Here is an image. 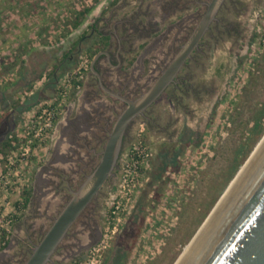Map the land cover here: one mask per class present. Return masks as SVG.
I'll return each mask as SVG.
<instances>
[{"label": "rangeland", "instance_id": "374dc122", "mask_svg": "<svg viewBox=\"0 0 264 264\" xmlns=\"http://www.w3.org/2000/svg\"><path fill=\"white\" fill-rule=\"evenodd\" d=\"M133 1L138 6L139 0H0V129L7 122L9 131L0 142V262L24 264L52 224L37 217L34 207H27V199L32 193L34 174L52 144L54 125L75 102L77 89L88 71L81 80L73 79L78 67L89 64L107 43L108 38L102 35L116 29L117 36L125 38L121 41V55L128 61L127 70H134L135 75L142 69L140 63L134 68L131 64L147 44L155 43L151 33L144 40L137 38L136 27L146 25V20L142 19L140 25L136 20L115 22L125 15V19L132 18L129 11L123 15L122 11ZM192 7L195 16L199 7L193 5L189 10ZM194 19L183 26L190 30ZM252 25L247 49L237 67L233 64L215 105L204 110L203 121H189L193 129L185 128L184 135L171 145L161 143L165 142L162 134H148L143 119L136 120L129 136L123 138L120 156L129 152L137 140L149 156L140 169L138 185L129 187L130 193L120 175L119 158L114 176L100 191L103 227L109 225L102 247H97L103 251L101 264H176L264 137V12ZM183 32L173 30L161 49L152 54L164 58L171 39H184ZM110 40L113 50L115 40ZM208 58L210 61L212 53ZM70 78L73 80L62 98L59 91ZM162 101L157 107L162 108ZM58 103L51 131L41 141L27 143V120L42 106ZM119 114L117 107L103 131L96 157L92 150L87 152L94 159L93 165L74 179L72 191L98 163ZM166 114L160 122L163 126L169 120ZM181 123L179 129L188 124L184 118ZM58 202L47 213L53 218L66 203ZM117 204L116 214H110V208ZM40 223L46 226L34 238L33 230H26ZM27 238H32L33 245ZM69 238L63 239L51 257L53 264H70L88 254L87 250L65 253Z\"/></svg>", "mask_w": 264, "mask_h": 264}, {"label": "flooded vegetation", "instance_id": "af4514ba", "mask_svg": "<svg viewBox=\"0 0 264 264\" xmlns=\"http://www.w3.org/2000/svg\"><path fill=\"white\" fill-rule=\"evenodd\" d=\"M210 1H202L203 4L199 6L197 15L192 16L195 19L190 30L186 25L180 28V32L186 33L184 39L173 38L174 41L171 39V43L168 44L169 53L164 55V58H156L152 53L145 55V51L150 46L152 51L156 50L154 42L151 45L147 44L131 64L133 68L139 66V63L142 67L135 75L134 70L132 72L127 70L128 61L123 54L121 55L124 53V44L121 41L125 38L118 37L116 29L104 34L110 38L105 47L97 51L89 61L88 71L75 94L76 100L68 105L65 114L56 121L52 132V144L34 174V184L32 193L27 199V207L33 206L34 213L38 214L37 217L42 216L46 223L53 222L55 218L47 214L48 211H52L51 205L53 208V204H58V201L67 203L70 199L68 193H71V197L72 189L76 186L74 179L80 174L83 176L93 165L94 159L87 152L92 150L96 157L98 153L96 150L103 140V131H106L107 125L112 121L113 113L117 107L120 112L126 107L125 102L109 92L132 101L151 88L179 52L178 49L187 41L206 12L205 3ZM262 12H264V0H223L190 56L166 85L164 91L143 114L137 116L128 125L123 138L129 136L136 120L143 119L148 134H162L165 142L161 143L171 145L184 135L185 128L193 129L190 124L193 120L203 121L204 110L215 105L220 95V88L225 87L228 81L227 75L234 69L233 64L236 63L237 67L238 59L247 49L252 35V23L258 20ZM138 27H136L137 38L141 40L146 39L153 31L149 24ZM111 38L115 40L113 50H111L113 47ZM127 46L129 47V44ZM132 49L130 47V50ZM211 53L210 62L208 57ZM224 55L226 58L223 57ZM161 99L163 105L159 108L157 103ZM166 112L169 120L163 126L160 122ZM183 118L190 123L185 124L186 126L181 125L183 127L179 129ZM7 124L6 122L4 129H0L1 141L4 140ZM103 204L99 192L83 209L64 237V239L70 237L65 253L77 250L88 251L97 243L103 229ZM46 223H40L37 228L31 224L26 231L33 230L32 237L35 238L37 233L43 231ZM121 232L125 233L124 228ZM27 240L33 245L32 238ZM0 264H7V261L4 263L1 261ZM47 264L53 263L50 261Z\"/></svg>", "mask_w": 264, "mask_h": 264}, {"label": "water", "instance_id": "95a60500", "mask_svg": "<svg viewBox=\"0 0 264 264\" xmlns=\"http://www.w3.org/2000/svg\"><path fill=\"white\" fill-rule=\"evenodd\" d=\"M223 0H211L187 41L157 81L135 100L109 94L126 103L116 117L97 165L53 220L24 264H47L83 209L114 176L128 125L164 91L190 56ZM7 130L4 136L7 135ZM264 136V135H263ZM263 138V137H262ZM261 138V139H262ZM1 142V139H0ZM192 264H264V163Z\"/></svg>", "mask_w": 264, "mask_h": 264}, {"label": "built area", "instance_id": "2783aa9c", "mask_svg": "<svg viewBox=\"0 0 264 264\" xmlns=\"http://www.w3.org/2000/svg\"><path fill=\"white\" fill-rule=\"evenodd\" d=\"M264 41V40H263ZM86 63V62H83ZM88 64L82 66V64L77 69V76H74L73 79H77L78 81L82 79L83 73L87 71ZM72 78L65 81V85L59 91V95L64 98L65 97V89L67 85L73 80ZM78 88V86H77ZM58 105L47 104L41 107V110L35 112L33 116H31L27 123L25 124V135L26 137H30V140H27V143H33L35 140L37 142L42 140V137L45 136L46 133L50 132L52 129V125L54 120L57 118L58 115ZM149 154L147 153V149L143 147L142 142L137 140L135 143L132 144L130 147L129 152L122 154L119 157L120 161V175L123 178V184L128 188V193L131 192L129 187L135 188L136 184L138 185L139 182V173L143 163L148 160ZM124 186V185H123ZM122 186V187H123ZM124 186V187H125ZM128 200V199H127ZM118 205V206H117ZM116 206H112L110 209V214L115 215L116 210L119 209V204ZM112 208L114 210H112ZM105 224V223H104ZM110 224V223H108ZM109 230V225L107 228L102 229V234L98 239L97 243L94 244L87 252L88 254L80 259V260H73L70 264H101L102 254L103 251L97 247H102L104 240L102 237L106 236V232ZM104 231V232H103ZM112 234L114 231H111ZM104 248V246H103ZM101 251V252H99ZM103 262V261H102Z\"/></svg>", "mask_w": 264, "mask_h": 264}, {"label": "bare ground", "instance_id": "6f19581e", "mask_svg": "<svg viewBox=\"0 0 264 264\" xmlns=\"http://www.w3.org/2000/svg\"><path fill=\"white\" fill-rule=\"evenodd\" d=\"M210 2L206 4L208 6ZM207 10V9H206ZM206 13V12H205ZM204 13V14H205ZM181 49V48H180ZM120 156V154H119ZM118 156V158H119ZM118 161V160H117ZM264 163V137L215 205L176 264H192ZM97 165V164H96Z\"/></svg>", "mask_w": 264, "mask_h": 264}, {"label": "crops", "instance_id": "0c3cea01", "mask_svg": "<svg viewBox=\"0 0 264 264\" xmlns=\"http://www.w3.org/2000/svg\"><path fill=\"white\" fill-rule=\"evenodd\" d=\"M133 2L132 4L130 3L129 7H126V9L122 11V15L129 11L128 13H130L132 18L130 20L125 19L127 16L125 15L122 18L125 20L120 18L119 20H115V22H125L128 20L131 23V21L133 22L136 20L138 23H142V19H145L147 24L153 29L151 34L154 35L155 38L152 37L151 40L155 41V51L161 49L160 46L166 43V38H169L168 36H170L173 30L179 31L181 28L180 26H183L184 22L188 23L193 19L192 16L195 14V12H192L193 7L190 10L188 7L193 5L199 7L203 4L202 0H139L138 6H136L135 1ZM207 3L208 2L205 3L204 7ZM132 5L136 8L132 7ZM188 13L189 15L187 16ZM159 31H163V35L160 34ZM102 36L105 39L110 38L108 35ZM174 38H176V36H174ZM152 52V49L148 48L145 51V55L151 54Z\"/></svg>", "mask_w": 264, "mask_h": 264}]
</instances>
